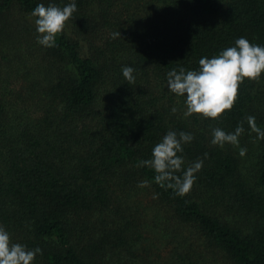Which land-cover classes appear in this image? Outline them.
Returning a JSON list of instances; mask_svg holds the SVG:
<instances>
[{
  "label": "trees",
  "instance_id": "obj_1",
  "mask_svg": "<svg viewBox=\"0 0 264 264\" xmlns=\"http://www.w3.org/2000/svg\"><path fill=\"white\" fill-rule=\"evenodd\" d=\"M71 2L0 0V225L11 240L42 250L33 264H264V140L246 121L264 130V73L217 120L185 117V97L167 87L171 69L196 70L240 37L264 46V0H75L56 46L38 44L35 6ZM241 123L238 146L211 144L213 128ZM169 130L194 137L178 153L185 168L203 160L182 197L137 166Z\"/></svg>",
  "mask_w": 264,
  "mask_h": 264
},
{
  "label": "clouds",
  "instance_id": "obj_2",
  "mask_svg": "<svg viewBox=\"0 0 264 264\" xmlns=\"http://www.w3.org/2000/svg\"><path fill=\"white\" fill-rule=\"evenodd\" d=\"M77 11L75 0L63 7L50 3H38L31 12L34 18L37 43L45 47L56 46L58 34L63 33L66 22ZM121 33L111 34L113 39ZM196 70H179L173 68L167 73L169 91L179 97H185L183 115L190 117L200 115L213 120L219 119L226 111H230L239 95L240 84L245 79L258 81L264 73V46L251 43L245 37L235 40L234 46L221 50L211 58L202 57ZM134 68L123 66L122 74L128 84L135 83ZM177 109L172 108L175 113ZM251 132L257 139L264 140V130H261L255 117H246ZM244 128L241 123L233 132H225L219 127L212 129L211 144L223 147L225 144L239 145V137ZM194 139L191 133L169 130L152 149L151 158L142 160L138 167H148L155 173L154 181L163 188L172 189L176 195L188 194L196 180V173L203 167V160L197 159L184 167L182 155L183 145ZM246 154V149L240 150V155ZM207 153H205V158ZM178 173H180L178 175ZM149 181H141L138 187H148ZM153 198H157L154 195ZM37 254H42L39 247L29 249L25 244L13 242L10 233L0 225V264H33Z\"/></svg>",
  "mask_w": 264,
  "mask_h": 264
}]
</instances>
